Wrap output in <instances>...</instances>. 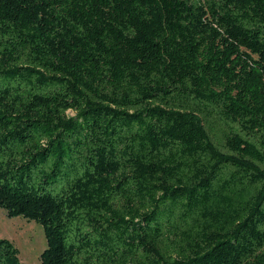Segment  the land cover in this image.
<instances>
[{"label":"trees","instance_id":"obj_1","mask_svg":"<svg viewBox=\"0 0 264 264\" xmlns=\"http://www.w3.org/2000/svg\"><path fill=\"white\" fill-rule=\"evenodd\" d=\"M0 209L40 264H264V0H0Z\"/></svg>","mask_w":264,"mask_h":264},{"label":"rangeland","instance_id":"obj_2","mask_svg":"<svg viewBox=\"0 0 264 264\" xmlns=\"http://www.w3.org/2000/svg\"><path fill=\"white\" fill-rule=\"evenodd\" d=\"M68 114L73 115L70 111ZM0 238L14 245L21 264H40L46 241L42 228L36 223L21 217L8 218L0 209Z\"/></svg>","mask_w":264,"mask_h":264}]
</instances>
